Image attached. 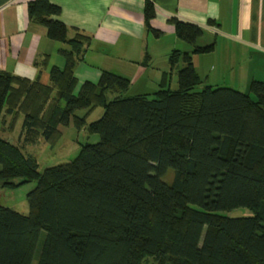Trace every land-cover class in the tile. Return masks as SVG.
Returning <instances> with one entry per match:
<instances>
[{
    "label": "trees",
    "instance_id": "obj_1",
    "mask_svg": "<svg viewBox=\"0 0 264 264\" xmlns=\"http://www.w3.org/2000/svg\"><path fill=\"white\" fill-rule=\"evenodd\" d=\"M59 14L50 0L29 5L32 21L69 45L66 66L54 67L48 84L0 70V121L13 115L14 128L23 116L25 144L55 145L71 124L100 141L40 172L0 138V189L36 182L28 215L0 206V264H150L146 256L153 264H264V81L247 92L203 85L193 56L215 44L198 45L204 29L174 19L178 38L193 46L170 55L177 90L165 72L152 95L129 96L128 78L103 71L76 93L90 37L70 38ZM154 15L148 1V26ZM97 107L102 116L88 122ZM239 207L252 215L223 214Z\"/></svg>",
    "mask_w": 264,
    "mask_h": 264
},
{
    "label": "crops",
    "instance_id": "obj_2",
    "mask_svg": "<svg viewBox=\"0 0 264 264\" xmlns=\"http://www.w3.org/2000/svg\"><path fill=\"white\" fill-rule=\"evenodd\" d=\"M33 1L0 0V70L48 84L51 70L66 66L63 49L70 47L50 38L43 25L32 21L29 5ZM148 1L153 3L155 14L150 26L145 17ZM50 2L60 7V14L54 18L69 28L70 38L77 32L90 37L83 59L76 63V93L85 82L98 83L103 71L124 76L131 84L133 81L130 90L139 84L141 89L129 96L156 92L165 72L178 75L176 69L171 70L172 52L193 49L178 38L174 19L203 28L204 34L198 39L201 46L215 44L213 51L193 56L203 85L246 91L252 80L264 81V0ZM200 67L207 72L203 76ZM151 76L152 86L136 81ZM8 116L12 124L13 115L4 114L2 120Z\"/></svg>",
    "mask_w": 264,
    "mask_h": 264
},
{
    "label": "rangeland",
    "instance_id": "obj_3",
    "mask_svg": "<svg viewBox=\"0 0 264 264\" xmlns=\"http://www.w3.org/2000/svg\"><path fill=\"white\" fill-rule=\"evenodd\" d=\"M201 40H198V45H201ZM192 48L191 46H189ZM170 62V61H169ZM202 76L207 72L200 67ZM170 76V86L172 90H177L178 85V75L177 73ZM162 75H160L161 77ZM150 78V79H149ZM153 76L147 79L136 80L137 83L145 82L146 85H153ZM162 78V77H161ZM160 78V79H161ZM133 85V81L131 86ZM141 89L139 84L136 88L129 89L127 95L134 94V90ZM244 90V89H243ZM248 90L244 91L247 92ZM76 92V89H75ZM152 95V94H151ZM85 113L84 109L77 111L78 116H83ZM103 114V108L97 107L92 110L87 117L88 122L98 120ZM9 117V116H8ZM12 117L8 120L0 122V138H3L14 145L20 146L25 155L35 158L39 165V171L43 172L46 168L65 164L71 162L77 158L81 151L83 144H95L100 141L99 134H92L86 131L85 128L78 129L73 124L68 127H61L62 135L59 141L52 145L46 142L44 139H40L36 144H25L22 138V128H23V116H19L15 122V126L11 129ZM175 172L171 169L166 174L164 180L168 183H172L174 180ZM20 179H16L19 182ZM36 186V182L24 183L19 187L15 188H1L0 189V206L7 207L20 212L21 214H29V205L27 200V194L33 190ZM224 215L230 217H245L252 215V212L248 208L239 207L231 210L230 212H223ZM143 262L153 264V258L146 256L143 258Z\"/></svg>",
    "mask_w": 264,
    "mask_h": 264
}]
</instances>
